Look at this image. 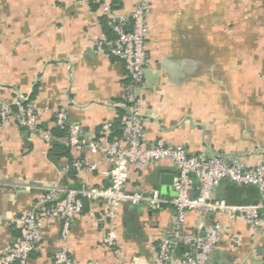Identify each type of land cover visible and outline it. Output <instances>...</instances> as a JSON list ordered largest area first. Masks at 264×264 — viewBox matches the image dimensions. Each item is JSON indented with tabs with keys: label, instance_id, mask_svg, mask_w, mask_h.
Here are the masks:
<instances>
[{
	"label": "crops",
	"instance_id": "0c3cea01",
	"mask_svg": "<svg viewBox=\"0 0 264 264\" xmlns=\"http://www.w3.org/2000/svg\"><path fill=\"white\" fill-rule=\"evenodd\" d=\"M106 1L117 19L128 17L136 3ZM148 27L147 66L139 90L145 144L160 139L191 155H229L247 167L264 163V0H152ZM100 36L114 37L109 19L95 5L0 0V101L34 104L40 109L39 128L52 136L47 144L14 125H0V255L20 237L16 221L43 190L108 185L99 174L106 165L64 173L74 158L97 164L102 157L74 154L65 133L54 126L56 112L66 109L69 121L90 138L106 120L114 122L113 137L120 136L128 73L120 60L96 54ZM54 145L65 151H52ZM175 174L169 162L132 169L127 189H155L170 200ZM213 197L231 204L258 201L254 187L227 182L218 185ZM172 213L168 204L159 211L120 207L113 254L101 242L106 233L103 206L85 202L67 239L61 238L58 222L43 226L30 264H54L53 254L62 246L77 262L153 264L158 238ZM216 221L227 233L210 264H264V233H253L240 220L206 219L207 224ZM200 224L195 213L187 214L189 232Z\"/></svg>",
	"mask_w": 264,
	"mask_h": 264
},
{
	"label": "built area",
	"instance_id": "2783aa9c",
	"mask_svg": "<svg viewBox=\"0 0 264 264\" xmlns=\"http://www.w3.org/2000/svg\"><path fill=\"white\" fill-rule=\"evenodd\" d=\"M100 8L109 19L113 39L100 36L95 40L96 54L120 60L126 67L128 81L125 85V107L127 114L120 120V136L113 137L114 122L103 121L97 136L88 137L79 124L71 123L66 109L56 112L54 126L65 133V144L74 153L99 155L102 161L92 164L88 160L74 158L64 166V173L96 170L103 165L107 170L99 174L108 180L103 187L82 186L61 190L51 187L43 190L33 203L31 210L20 216L16 224L20 237L0 255V264H30V256L40 240L41 230L46 223L60 224L63 240L70 234L71 226L81 217L85 202L103 206L102 219L106 233L102 245L116 254V224L118 211L123 205L139 206L159 211L170 205L173 213L166 229L158 238L157 253L153 264H210L213 251L227 233L219 222L206 223L212 215L227 222L240 220L253 233H264V163L247 167L238 157L229 155L209 156L205 151L191 155L183 146L167 145L162 140L145 144V124L139 102V90L144 81L147 66L146 37L149 33L148 17L152 0H136L128 17L116 18L106 0H76ZM38 109L32 103L16 100L13 103L0 101V125H14L38 135L45 143L52 141L49 131L37 124ZM160 162H169L176 171L171 181L173 196L164 199L159 191L147 192L127 189L132 169L151 167ZM221 182L238 187H254L258 194L256 204H231L213 197ZM28 191L30 188L27 186ZM195 213L201 224L192 232L186 229V216ZM233 244L236 240L230 237ZM180 255L175 257V253ZM54 264H103L96 261L77 262L68 248L62 246L53 254Z\"/></svg>",
	"mask_w": 264,
	"mask_h": 264
},
{
	"label": "trees",
	"instance_id": "16d2710c",
	"mask_svg": "<svg viewBox=\"0 0 264 264\" xmlns=\"http://www.w3.org/2000/svg\"><path fill=\"white\" fill-rule=\"evenodd\" d=\"M55 149H58L60 152L65 151L64 149H62V148H61L60 146H58V145H54L52 151H54ZM71 161H72V160H71ZM71 161H68V163H71ZM73 172H74V171H73Z\"/></svg>",
	"mask_w": 264,
	"mask_h": 264
}]
</instances>
